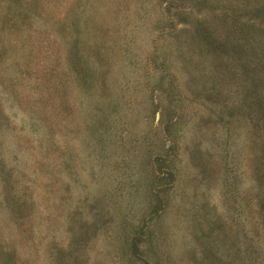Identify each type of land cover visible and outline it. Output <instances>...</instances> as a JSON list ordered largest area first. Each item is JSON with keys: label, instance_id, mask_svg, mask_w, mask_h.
<instances>
[{"label": "rangeland", "instance_id": "obj_1", "mask_svg": "<svg viewBox=\"0 0 264 264\" xmlns=\"http://www.w3.org/2000/svg\"><path fill=\"white\" fill-rule=\"evenodd\" d=\"M0 248L264 264V0H0Z\"/></svg>", "mask_w": 264, "mask_h": 264}, {"label": "trees", "instance_id": "obj_2", "mask_svg": "<svg viewBox=\"0 0 264 264\" xmlns=\"http://www.w3.org/2000/svg\"><path fill=\"white\" fill-rule=\"evenodd\" d=\"M7 253L6 251H4L2 248H0V264L3 262L5 264V262L8 261L7 259Z\"/></svg>", "mask_w": 264, "mask_h": 264}]
</instances>
